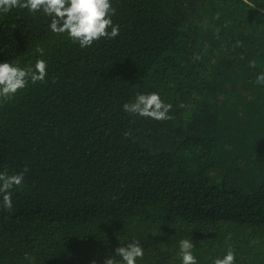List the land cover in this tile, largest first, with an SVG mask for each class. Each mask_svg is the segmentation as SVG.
I'll return each instance as SVG.
<instances>
[{
    "label": "trees",
    "instance_id": "16d2710c",
    "mask_svg": "<svg viewBox=\"0 0 264 264\" xmlns=\"http://www.w3.org/2000/svg\"><path fill=\"white\" fill-rule=\"evenodd\" d=\"M114 39L80 48L42 13L0 14V61H47L43 82L0 99V264H198L229 249L264 264V0H112ZM44 49V55L36 51ZM172 108L123 110L138 93Z\"/></svg>",
    "mask_w": 264,
    "mask_h": 264
},
{
    "label": "clouds",
    "instance_id": "9594fccd",
    "mask_svg": "<svg viewBox=\"0 0 264 264\" xmlns=\"http://www.w3.org/2000/svg\"><path fill=\"white\" fill-rule=\"evenodd\" d=\"M27 9L31 13L40 12L49 18L48 28L53 33L64 34L80 48L90 47L94 41L101 38L114 39L119 35V25L114 24L112 17L116 9L112 0H0V14L8 13L12 9ZM36 51L44 55L43 48ZM47 61L38 59L34 65L21 67L8 61H0V99L12 98L18 90L24 89L29 82L35 84L43 82L47 75ZM257 83L264 84V73L257 76ZM123 110L142 117L155 120L169 119L172 108L165 103L160 94L138 93L135 100L122 105ZM24 168L21 172L9 175L0 172V197L3 206L12 207V189L22 185ZM193 243L190 239L179 242V255L181 264H198L193 255ZM144 250L138 240L117 247L114 255H109L103 264H137L142 258ZM235 254L229 249L222 257L216 258L213 264H234ZM95 264V262H93Z\"/></svg>",
    "mask_w": 264,
    "mask_h": 264
},
{
    "label": "rangeland",
    "instance_id": "374dc122",
    "mask_svg": "<svg viewBox=\"0 0 264 264\" xmlns=\"http://www.w3.org/2000/svg\"><path fill=\"white\" fill-rule=\"evenodd\" d=\"M153 122H154V123H159V120H155V119H154Z\"/></svg>",
    "mask_w": 264,
    "mask_h": 264
}]
</instances>
